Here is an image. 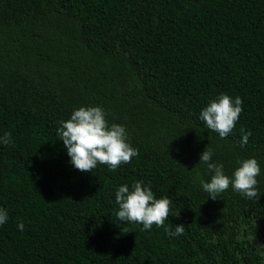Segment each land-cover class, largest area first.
I'll return each instance as SVG.
<instances>
[{
    "label": "trees",
    "instance_id": "16d2710c",
    "mask_svg": "<svg viewBox=\"0 0 264 264\" xmlns=\"http://www.w3.org/2000/svg\"><path fill=\"white\" fill-rule=\"evenodd\" d=\"M222 93L243 101L226 138L199 118ZM80 106L124 125L138 155L77 170L57 130ZM5 132L0 264H264V0H0ZM206 147L229 176L256 157L259 198L208 197ZM136 181L172 201L163 227L117 219L116 190Z\"/></svg>",
    "mask_w": 264,
    "mask_h": 264
},
{
    "label": "clouds",
    "instance_id": "9594fccd",
    "mask_svg": "<svg viewBox=\"0 0 264 264\" xmlns=\"http://www.w3.org/2000/svg\"><path fill=\"white\" fill-rule=\"evenodd\" d=\"M242 99H233L228 94H220L212 99L200 112L202 120L208 129L226 138L235 128L242 108ZM241 146L248 143L251 131L240 129ZM57 135L63 141L70 157L71 164L81 172H92L98 164L107 165L110 171H115L121 164L130 163L138 155V149L129 142L128 132L124 125L109 123L105 110L100 106H80L74 109L70 118L60 122ZM10 132L0 136V144L12 143ZM213 151L205 148L199 162L205 163L210 173V181L200 180V184L208 197L215 200L224 193L229 186L234 191L248 199L259 198L257 177L261 174L260 164L256 157L238 161V167L231 176L225 174L221 163L212 161ZM115 200L119 206L117 219L138 223L143 229L151 230L153 225L163 227L168 219L172 201L168 196L157 199L150 186L143 181H136L131 186L121 185L115 193ZM178 215V214H177ZM8 213L0 208V225L6 223ZM23 231V222L18 223ZM169 236L182 235L184 224H177L175 231L165 228Z\"/></svg>",
    "mask_w": 264,
    "mask_h": 264
}]
</instances>
